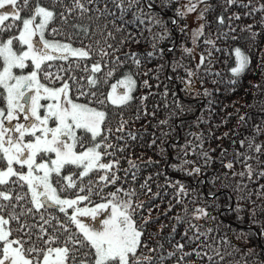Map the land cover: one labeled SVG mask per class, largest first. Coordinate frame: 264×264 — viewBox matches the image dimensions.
<instances>
[{
	"label": "trees",
	"instance_id": "obj_1",
	"mask_svg": "<svg viewBox=\"0 0 264 264\" xmlns=\"http://www.w3.org/2000/svg\"><path fill=\"white\" fill-rule=\"evenodd\" d=\"M178 1L79 0L84 12L74 0H29L28 9L21 11L22 18L36 6L54 11L47 25L50 36L89 52L88 57L56 58L55 63L68 69L72 99L106 113L97 139L102 160L112 168L84 176L81 168L71 166L77 187L60 195H88L89 204L131 201L133 219L143 233L137 250L141 264H264V0H204L208 10L197 40L198 63L186 51L190 41L178 18ZM237 48L249 58L239 75L232 72L238 66ZM95 64L100 72L92 71ZM129 76L135 81L132 99L112 104L107 99L111 86ZM92 78L95 86L89 83ZM105 175L107 181L101 179ZM23 192L27 187L17 186L12 196ZM29 198L19 205L32 207ZM41 213L50 220L43 225L48 234L60 237L51 247H63L69 235L82 239L68 218L70 208L67 214L55 207L41 209L21 220L43 224ZM0 214L7 219V211ZM8 227L10 239L27 240L16 231V221ZM68 247L79 249L70 253L69 264L94 259L85 255L88 247Z\"/></svg>",
	"mask_w": 264,
	"mask_h": 264
},
{
	"label": "snow or ice",
	"instance_id": "obj_2",
	"mask_svg": "<svg viewBox=\"0 0 264 264\" xmlns=\"http://www.w3.org/2000/svg\"><path fill=\"white\" fill-rule=\"evenodd\" d=\"M199 2L204 3V0H199ZM226 2L235 4L237 0H226ZM74 3L76 8L84 12L87 11L79 0H74ZM6 5H10L12 11L0 12V25H3L4 21L11 16L13 21L21 22L22 28L18 36L9 38L6 42L0 41V58L3 60V70L0 71V88L7 92V114L5 115L4 109H0V161H6V170H0V213L8 212L7 219L3 214H0V264H69L70 253L79 250L75 247L70 249L69 243L73 246L79 244L80 248L88 247L89 251L85 255H91L94 258L90 264H141L137 250L141 246L143 233L137 228L133 219L131 201L119 203L110 201L108 204H99L94 208H81L78 206L79 203L88 200V195H77L75 199H68L62 198L58 193L57 186L62 190L77 187L76 183L72 181L71 175L61 176V170L66 165L81 168V175L84 176L88 175L95 167L99 169L112 168L111 164L100 163L102 153L98 149L101 145L95 142L96 138L102 135L106 113L90 107L88 104L76 103L68 98L69 85L67 83L60 88H49L40 83L37 76L45 61L56 58L67 59V56H54L53 53L55 52L70 50L71 55L80 57H88L89 52L83 49H70L69 45L52 43L44 38L47 25L55 18L56 13L54 11L36 6L31 9L32 14L29 18H22L20 13L28 9L29 0H0V9H5ZM195 9L196 4H192L187 11L192 12ZM207 10L205 8L203 11L206 12ZM261 10H264V5L261 6ZM201 16H203V12ZM37 18H40L39 22H37ZM218 19L220 23L224 22L223 17ZM237 19H239L238 16ZM12 26V24L7 25L8 28ZM4 30V28H0V32ZM37 30L39 42L34 39L37 36ZM200 35H203V26L196 33V36ZM14 40L20 45H25L27 50H14ZM193 42L195 43V37ZM207 43L214 42L207 41ZM186 51L190 52L191 50L186 49ZM235 54L238 66L233 68L232 72L239 75L247 67L249 58L239 48L235 49ZM103 55L106 56L107 52H103ZM149 55L152 54L149 53ZM27 61H30L36 70L29 75H15L13 69L28 67ZM136 63L139 64V60H136ZM92 71L94 73L100 72V65H93ZM48 75L45 73V78ZM108 75H112V72L110 71ZM189 75L192 73L190 72ZM89 83L95 86L97 80L92 78ZM120 83L125 85L127 93L118 97L109 95L107 99L112 104H124L132 99L128 93L132 91L135 81L129 76L126 81ZM33 90L34 94L29 96L28 92ZM112 90L115 93V86ZM84 94L81 93V95ZM41 100L51 101V103L44 105L40 103ZM97 103L104 104V100H98ZM41 108L46 110L43 116L40 115ZM17 112L25 113L24 118L27 123H17L11 128L5 127V120L11 123L13 119L19 118ZM50 122L54 126H50ZM78 130H82V134L79 136L77 135ZM87 134H90L89 139L94 143L85 148L84 137ZM26 135L31 139L25 141ZM78 144L84 150L77 151ZM256 151H260V146L256 147ZM52 154L55 158H52ZM13 165H19V170ZM25 167L26 172L23 170ZM227 167L231 169L232 163H228ZM195 171L199 172L200 169L197 168ZM54 174L56 186L53 184ZM248 174L251 177L250 165L248 166ZM240 175H244V173H240ZM13 177L16 179H12ZM101 179L107 181L108 177L105 175ZM61 180H66L68 183L61 185ZM112 183H115V180H112ZM3 186H8L7 190H4ZM17 186L21 190L26 186L28 192L17 193L13 197L12 192L16 191ZM79 191L82 192L84 189L80 188ZM29 193L28 203L32 207L19 205V202L25 200ZM112 195L115 198V193ZM18 206L21 207L19 212L16 210ZM53 207L65 214L69 208L74 210L68 218L79 229L82 239H73L69 235L63 241V247H51L50 245L54 244L60 237L55 234L49 235L43 226L50 224L49 219H46L41 213L40 220L43 221V224H29L27 219L21 220L22 217L27 218L35 213H40L41 209L47 211L48 208ZM109 208L110 215L100 222L101 227L99 228L91 227L78 219V217H91L95 220L98 214L108 211ZM197 212L207 215L204 209H197ZM11 221L17 222L19 227L16 231L23 233L27 240L9 238L13 232L8 227ZM61 228L67 232V228L63 225ZM33 229H38V231L33 232ZM44 236H48V238L44 239ZM41 242L44 246H40ZM25 244H28V247H25ZM179 247L183 248V245ZM220 258L222 260L224 257L221 256ZM71 259L75 261V256L72 255ZM144 259L148 260L147 257ZM211 259L212 257H209V260ZM81 264L84 262L81 261Z\"/></svg>",
	"mask_w": 264,
	"mask_h": 264
},
{
	"label": "rangeland",
	"instance_id": "obj_3",
	"mask_svg": "<svg viewBox=\"0 0 264 264\" xmlns=\"http://www.w3.org/2000/svg\"><path fill=\"white\" fill-rule=\"evenodd\" d=\"M192 4H196V9L195 11L192 12H188L187 9L188 7H190ZM205 9V7L199 2V0H179L178 1V18L183 22L184 21V25H185V31L187 33V37L190 41V48L189 50H191V52L193 53V56L196 59V62L198 63V61L201 59L200 55H198L197 53V40L199 36H196L197 31L201 28V26H203V21H202V16L201 13L203 12V10ZM11 12L12 8L10 5H6L5 9H0V12ZM181 13H184V15H181ZM32 14V13H31ZM30 17V16H29ZM27 17V18H29ZM25 18V17H24ZM40 18H37V22H39ZM12 24L13 26L11 28H8L7 25ZM176 24V19L173 21L171 26H174ZM0 28H4L5 30L3 32H0V41L2 42H6L9 38L15 37L19 35V31L22 28L21 22L18 21H13L12 17L9 16V19L4 21L3 25H0ZM50 29L46 28L45 32H44V38L46 40H48L49 42L52 43H59L62 45H69L70 49H73V46L71 45V43L67 42V41H62L63 39H61L60 36H56L51 37L50 33H49ZM54 34H52L53 36ZM195 37V43L193 42ZM37 42H39V33L37 30V36L34 38ZM13 49L14 50H19V49H23V50H27V47L25 45H20L18 44L15 40L13 41ZM54 56L56 57H61V56H73L70 53V50H62V51H58L53 53ZM79 57V56H78ZM56 59L53 60H47L45 61L42 65H41V69L38 71L37 76L38 79L40 81V83L47 85L49 87H51L52 85L56 86L55 88H60L62 87L65 83H67V77L66 74L68 73V69H60L59 67L56 66L55 63ZM28 64V67L24 68V69H19V68H14L13 69V73L15 75H29L32 71H35V67L34 65H32V63L30 61L26 62ZM3 70V60L2 58H0V71ZM44 70H49V72H44ZM60 72L62 73V75H60ZM45 73H48V77L45 78ZM58 76V77H57ZM65 78H64V77ZM58 80V82H57ZM121 81H126V79H122L118 82V84L116 85H112L109 92H108V96L112 95L113 97H118L124 93H127V88L125 87V85L121 84ZM113 86H115L116 91L115 93H113ZM134 88V87H133ZM133 91V89H132ZM132 91L130 93H128V95L131 96ZM69 94V98H71L70 96V92ZM7 92L6 90H4L3 88H0V101H2L3 105L5 106V108H7ZM74 102L76 103H80L78 101V99H72ZM21 103H23V101H21ZM51 103V101H48L46 104ZM87 104V103H84ZM92 107V106H90ZM95 108V107H94ZM98 109V108H97ZM99 110V109H98ZM6 114V112H5ZM10 126V125H8ZM82 134V130H78V136ZM90 134L85 135L84 137V146L89 147L92 146V144L94 143L93 141H91L89 139ZM98 142V139L96 138V141ZM77 151H82L84 150L83 148L80 147V145H78ZM99 151V149H98ZM52 158H55L54 155H52ZM100 163H106L104 160H102ZM14 166V165H13ZM0 170H6V161H0ZM103 169H99L98 167L93 168V170H91L89 173L91 172H97L98 171H102ZM56 184V182H55ZM58 189L61 193H68V189H64L62 190L59 186ZM60 194V193H59ZM74 199V198H73ZM119 201H125V200H119ZM119 201L117 200L116 202L111 201L113 203H119ZM84 202V203H83ZM110 201H102V199H100V201L96 204H92V203H87L85 201H82L79 203V207L84 208V207H88V208H94L96 207V205L99 204H108ZM82 203V204H81ZM84 204V205H83ZM71 210H73L72 208H70ZM74 211V210H73ZM110 215V208L108 209V211H104L101 212L100 214L97 215L96 219L93 220L91 217H78V219L82 220L84 223L88 224L91 227L94 228H99L101 227V223L103 219H106L107 216Z\"/></svg>",
	"mask_w": 264,
	"mask_h": 264
},
{
	"label": "flooded vegetation",
	"instance_id": "obj_4",
	"mask_svg": "<svg viewBox=\"0 0 264 264\" xmlns=\"http://www.w3.org/2000/svg\"><path fill=\"white\" fill-rule=\"evenodd\" d=\"M45 86H47V85H45ZM47 87H49V86H47ZM56 86H54V85H52L51 87H49V88H55ZM34 94V90L33 91H31V92H28V95L29 96H31V95H33ZM68 98H69V94H68ZM48 101L47 100H41L40 101V103L41 104H44V105H46V103H47ZM0 109H4L5 110V112H6V110H7V108H5V106L3 105V103H2V101H0ZM45 109L44 108H41L40 109V115L41 116H43L44 114H45ZM7 114V113H6ZM5 114V115H6ZM17 116L19 117L18 119H13L12 121H11V123H9L7 120H5V127H8V128H11L12 126H14V125H16L17 123H24V124H26L27 123V121L25 120V113H23V112H17ZM8 125H10V126H8ZM50 126H54L53 124H52V122H50ZM39 134V133H38ZM77 134H78V131H77ZM16 135H18V133H16ZM29 139H31V137H29V136H25V141H27V140H29ZM79 145V144H78ZM78 145H77V147H78ZM52 155H54V154H52ZM39 159V158H38ZM45 159H47V157H45ZM13 167H15V168H17V170H19V165H14ZM71 165H66L62 170H61V176H65V175H71V176H73L74 174L71 172ZM25 172L27 171V169H26V167L23 169ZM55 182H56V177H55V174L53 175V184H54V186H56V184H55ZM62 183H68V181H66V180H61V184ZM58 187V186H57ZM59 190V189H58ZM58 193H60V191H58ZM30 194V193H29ZM62 198H68V199H70L67 195H63V197Z\"/></svg>",
	"mask_w": 264,
	"mask_h": 264
}]
</instances>
